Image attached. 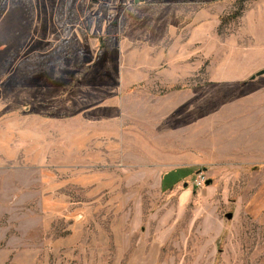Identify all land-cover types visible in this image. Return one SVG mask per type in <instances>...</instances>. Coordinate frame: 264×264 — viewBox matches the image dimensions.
Here are the masks:
<instances>
[{"label": "rangeland", "instance_id": "rangeland-1", "mask_svg": "<svg viewBox=\"0 0 264 264\" xmlns=\"http://www.w3.org/2000/svg\"><path fill=\"white\" fill-rule=\"evenodd\" d=\"M262 34L264 0H0V264H264L208 71Z\"/></svg>", "mask_w": 264, "mask_h": 264}, {"label": "crops", "instance_id": "crops-1", "mask_svg": "<svg viewBox=\"0 0 264 264\" xmlns=\"http://www.w3.org/2000/svg\"><path fill=\"white\" fill-rule=\"evenodd\" d=\"M233 47L227 57H216L217 50L213 54L208 68L211 71L209 83L218 87L213 86L214 90H241L242 93L235 95V99L231 97L233 100L218 107L221 112L219 116L222 120L234 121L236 128L231 135L234 134L238 142L252 144L247 148L258 152L257 157L264 159V75L253 79L264 70V41ZM225 51L223 49L220 53ZM197 90L205 88L202 86Z\"/></svg>", "mask_w": 264, "mask_h": 264}, {"label": "built area", "instance_id": "built-area-1", "mask_svg": "<svg viewBox=\"0 0 264 264\" xmlns=\"http://www.w3.org/2000/svg\"><path fill=\"white\" fill-rule=\"evenodd\" d=\"M205 182H206V178H204L203 176H200V177L197 179V181H196V186H197L198 188H201V187L204 186Z\"/></svg>", "mask_w": 264, "mask_h": 264}, {"label": "water", "instance_id": "water-1", "mask_svg": "<svg viewBox=\"0 0 264 264\" xmlns=\"http://www.w3.org/2000/svg\"><path fill=\"white\" fill-rule=\"evenodd\" d=\"M261 75H264V70L261 71V72H259L256 76H254L253 79H255L257 76H261ZM232 217H233L232 214H230V215L228 216V218H230V219H231Z\"/></svg>", "mask_w": 264, "mask_h": 264}]
</instances>
